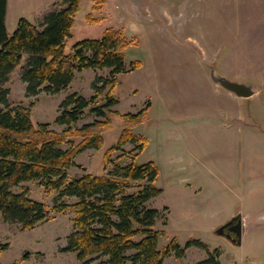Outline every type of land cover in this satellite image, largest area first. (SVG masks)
Here are the masks:
<instances>
[{"label": "rangeland", "instance_id": "374dc122", "mask_svg": "<svg viewBox=\"0 0 264 264\" xmlns=\"http://www.w3.org/2000/svg\"><path fill=\"white\" fill-rule=\"evenodd\" d=\"M105 1L103 10L98 12L93 10L92 0H81L66 51L71 52L81 40L100 38L107 28L122 29L131 41L126 51V72L117 75L113 95L119 103L107 111L111 126L104 134L102 148L80 154L75 160L78 167L68 170L69 180L85 173L101 176L111 172L112 165L105 167V156L128 127L122 116L147 108L144 119L130 127L143 138V150L138 149L140 143H128L113 153L111 160L122 166L153 162L159 169L156 186L163 193L148 205L160 211L155 228L165 231V235L159 240V249L172 240L184 247L195 239L205 243L211 252L216 251L221 264H264V206L258 210L249 206L264 203V183L251 177L255 122L247 100L252 99L236 96L211 78L214 71L253 85L255 90L264 83V0ZM7 5L6 28L12 35L20 19L36 24L39 11L51 5L50 11L60 10L65 0H8ZM90 14L97 22L88 19ZM134 62H140L141 67L133 71ZM26 64L27 59L4 84L10 91L9 104L31 106L33 122L49 123L57 132L67 129L55 122L62 102L73 93L91 99L96 94V81L110 79L112 73L110 68L76 72L69 87L59 93L43 90L37 96H28L22 79ZM110 89L107 87L98 97L97 106L106 103ZM242 102L243 120L237 116ZM97 119L101 118L88 108L74 128L80 129ZM263 140L261 136L253 139L255 148L264 149ZM188 182L192 187L190 190L184 186L189 196L183 199L179 187ZM146 184L147 181L131 182L129 191L137 192ZM25 185L33 200L50 208L60 194L46 192L38 182ZM15 191L20 192V188ZM61 201L73 204L77 200ZM236 215L248 224L259 222L256 242L250 240L246 246H236L216 233ZM74 218V211L52 214L49 221L23 230L21 224L7 222L0 213V242L9 244L0 255V263L81 264L75 253L64 251L74 232ZM25 253H29V258L21 261ZM207 257L206 250L191 247L184 258L171 255L163 264H195ZM104 260L96 259L92 264Z\"/></svg>", "mask_w": 264, "mask_h": 264}, {"label": "trees", "instance_id": "16d2710c", "mask_svg": "<svg viewBox=\"0 0 264 264\" xmlns=\"http://www.w3.org/2000/svg\"><path fill=\"white\" fill-rule=\"evenodd\" d=\"M92 1L93 10L101 12L106 1ZM7 4L8 0H0V213L3 218L30 230L49 221L52 214L74 211V232L64 251L75 253L81 264H92L102 258L105 260L101 264H163L171 255L184 258L191 247L202 248L208 254L207 259L195 264H221L218 253L211 252L200 240L190 239L184 247L172 240L160 250L159 240L165 235V231L155 228L160 211L148 206L163 193L156 186L159 169L153 162L122 166L111 160L112 154L128 143H140L138 149L143 150V138L130 127L144 119L147 108L122 116L128 127L105 156V167L112 165L111 172L101 176L85 173L69 180L68 170L78 167L76 158L89 149L102 148L104 134L111 126L107 111L119 103L113 91L117 75L126 72V51L131 45L125 32L107 28L100 38L81 40L68 53L67 41L73 36L81 0H65L62 9L46 14L39 24L20 19L12 35L6 28ZM88 19L97 22L92 14ZM26 59L22 79L28 96H37L43 90L57 94L69 87L76 72L110 68L112 73L110 79L96 81V94L91 99L73 93L62 102L55 122L67 129L57 132L49 123L35 124L31 106L9 104L10 91L4 84ZM131 66L134 71L141 63L134 62ZM107 87L111 89L106 103L97 106L98 97ZM88 108L101 119L75 129ZM134 181H147V184L137 192H130V183ZM29 182H38L46 192L60 191L51 208L30 197L29 187L25 185ZM18 188L20 192L15 191ZM63 198L77 201L71 204L61 201ZM165 209L169 211L168 207ZM8 248V243L0 242V255ZM28 258L29 253H25L21 261Z\"/></svg>", "mask_w": 264, "mask_h": 264}, {"label": "crops", "instance_id": "0c3cea01", "mask_svg": "<svg viewBox=\"0 0 264 264\" xmlns=\"http://www.w3.org/2000/svg\"><path fill=\"white\" fill-rule=\"evenodd\" d=\"M54 3V2H53ZM52 6V5H51ZM51 6L48 7V9L39 11L38 16L36 17V24H39L43 21L46 14L50 13ZM9 16V10L7 6V16H6V23ZM219 87V86H218ZM264 93V83H262L256 90V93L251 97L252 100H247L250 102V107L253 109L250 112L251 118L254 120V135L252 136V171H251V177L253 179H257L255 181L264 183V149L261 148H255V145H253V139L261 136L264 137V99H262V95ZM241 99V98H240ZM243 102L241 103L240 112H237V116L241 117L243 120V117L245 116ZM264 141V140H263ZM254 181V180H253ZM190 187L191 190V184L188 182L185 185H181L179 189H182L180 196L182 198H186L188 195V192L184 191V189H188L185 187ZM200 191H202V188H199ZM191 195V191L189 192ZM195 204V203H194ZM264 206V203L261 202H255L252 205H249L252 210H258L260 207ZM192 212L188 211V215L191 216ZM185 214H187L185 212ZM197 214V213H194ZM256 212L251 216L252 218L255 216ZM252 220V219H251ZM245 221V220H244ZM243 221V222H244ZM253 221V220H252ZM261 225L257 223L248 224V222H244L243 224V239H242V246H246L250 243V240L253 242H256V235L258 234ZM212 228H215L212 226ZM218 230V229H217ZM256 239V240H255ZM246 264H252V261L246 262Z\"/></svg>", "mask_w": 264, "mask_h": 264}, {"label": "water", "instance_id": "95a60500", "mask_svg": "<svg viewBox=\"0 0 264 264\" xmlns=\"http://www.w3.org/2000/svg\"><path fill=\"white\" fill-rule=\"evenodd\" d=\"M211 78L214 83L241 98H251L255 93V87L250 84L230 80L225 76L212 72ZM234 233V237L225 234V230ZM220 236L228 239L233 245L241 246L243 238V220L241 215L234 216L227 224L216 231Z\"/></svg>", "mask_w": 264, "mask_h": 264}, {"label": "flooded vegetation", "instance_id": "af4514ba", "mask_svg": "<svg viewBox=\"0 0 264 264\" xmlns=\"http://www.w3.org/2000/svg\"><path fill=\"white\" fill-rule=\"evenodd\" d=\"M225 234L234 237V233L229 232L228 229L225 230Z\"/></svg>", "mask_w": 264, "mask_h": 264}]
</instances>
